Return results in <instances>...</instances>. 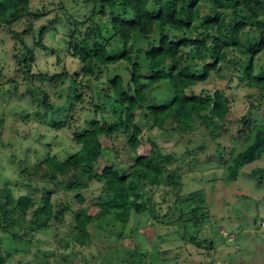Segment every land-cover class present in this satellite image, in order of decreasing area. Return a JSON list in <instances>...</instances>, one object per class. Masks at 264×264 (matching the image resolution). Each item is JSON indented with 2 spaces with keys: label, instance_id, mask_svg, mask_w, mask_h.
I'll return each instance as SVG.
<instances>
[{
  "label": "clouds",
  "instance_id": "clouds-1",
  "mask_svg": "<svg viewBox=\"0 0 264 264\" xmlns=\"http://www.w3.org/2000/svg\"><path fill=\"white\" fill-rule=\"evenodd\" d=\"M262 33L264 0H0V264H264Z\"/></svg>",
  "mask_w": 264,
  "mask_h": 264
},
{
  "label": "trees",
  "instance_id": "trees-1",
  "mask_svg": "<svg viewBox=\"0 0 264 264\" xmlns=\"http://www.w3.org/2000/svg\"><path fill=\"white\" fill-rule=\"evenodd\" d=\"M128 2L129 3H131L132 2V0H128ZM196 2V0H193V4ZM192 5H190V7H191ZM143 17H141V19H142ZM116 18H114V20H115ZM121 23L122 24H129V25H132V24H135V23H137V21H135V20H127V21H121ZM43 30V29H42ZM164 39H166V37H161V44H163V41H164ZM183 41H178L177 42V45L179 44V43H182ZM259 43H261V44H264V33H262V39L259 41ZM162 50V49H161ZM157 51H160V50H157ZM169 51H171V49H169ZM174 67V66H173ZM45 76L47 75V74H44ZM57 75H62V74H57ZM75 75V74H74ZM90 147H91V145H90ZM36 215H41V213L40 212H37L36 213Z\"/></svg>",
  "mask_w": 264,
  "mask_h": 264
},
{
  "label": "rangeland",
  "instance_id": "rangeland-1",
  "mask_svg": "<svg viewBox=\"0 0 264 264\" xmlns=\"http://www.w3.org/2000/svg\"><path fill=\"white\" fill-rule=\"evenodd\" d=\"M46 74V73H45Z\"/></svg>",
  "mask_w": 264,
  "mask_h": 264
}]
</instances>
